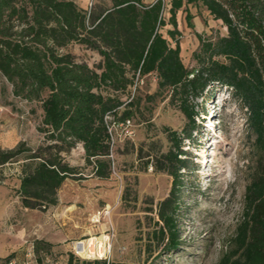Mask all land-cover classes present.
<instances>
[{
  "label": "trees",
  "instance_id": "1",
  "mask_svg": "<svg viewBox=\"0 0 264 264\" xmlns=\"http://www.w3.org/2000/svg\"><path fill=\"white\" fill-rule=\"evenodd\" d=\"M106 2L94 0L87 12L73 0H0V79L12 97L40 111L35 127L42 138L39 145L0 149V167L19 161L16 194L21 206L44 209L56 203L63 180L78 173L61 156L75 145L82 149L85 164L92 165V174L107 178L106 116L116 123L132 120L134 100L121 95L139 78L154 74L158 92L167 91L169 103L187 119L182 133L167 130L171 146L166 152L147 154L146 159L171 177L169 194L158 203L156 233L167 248H178L176 212L189 162L183 141L191 139L197 115L191 99L209 86L225 87L245 109L256 166L245 186L230 248L218 264H264V0H170L167 22L163 0ZM190 4L204 7L226 27L223 36L199 38L192 54L196 67L191 69L180 56L176 21L177 11ZM166 23L171 41L161 33ZM70 43L95 51L99 63L91 67L75 60L63 51ZM50 246L34 239L32 253L44 257ZM12 256L0 259L1 264H13ZM70 263L68 255L65 264Z\"/></svg>",
  "mask_w": 264,
  "mask_h": 264
},
{
  "label": "rangeland",
  "instance_id": "2",
  "mask_svg": "<svg viewBox=\"0 0 264 264\" xmlns=\"http://www.w3.org/2000/svg\"><path fill=\"white\" fill-rule=\"evenodd\" d=\"M73 1L80 6L86 2ZM97 4L108 3L97 0ZM169 6L170 0H164L166 22ZM176 17L182 62L195 68L192 54L199 38L223 36L226 27L196 4L182 7ZM169 28L166 23L161 33L171 41ZM63 51L91 67L101 59L77 43L68 44ZM121 98H133L135 103L131 134L115 125L107 178L92 174V165L85 164L82 149L75 145L61 156L78 173L63 180L56 203L28 209L21 206L16 194L19 161L0 167V259L12 253L13 264L37 263V256L40 264H65L68 255L70 264H94L95 260L108 264H218L228 251L241 218L245 186L256 166L245 109L225 87L209 86L202 96L191 99L197 115L191 139L183 141L189 162L176 212L180 245L169 249L156 232L160 226L158 203L168 196L171 177L152 168L146 159L147 154L166 152L171 146L167 130L182 133L187 119L169 103L167 91L158 92L154 74L139 78ZM39 113L34 104L12 97L9 86L0 79V149L39 145L42 138L35 129ZM34 239L50 243L44 257L32 253ZM92 240L94 249L87 248ZM103 246L104 251L109 246L106 259H93L102 256Z\"/></svg>",
  "mask_w": 264,
  "mask_h": 264
},
{
  "label": "built area",
  "instance_id": "3",
  "mask_svg": "<svg viewBox=\"0 0 264 264\" xmlns=\"http://www.w3.org/2000/svg\"><path fill=\"white\" fill-rule=\"evenodd\" d=\"M93 2H94V0H86L84 7L87 10V12H89ZM106 121H107V131H108V134H109V137H110V154H111L112 147L114 146V143H115V138H114L115 125L118 126V127H122L125 130V134L129 135V134H131L130 127L132 126V122H131V119H125L124 121L116 123L115 121H112V117L111 116H106ZM95 244H96L95 240H92V243L89 246H87V248L94 249ZM101 249L103 250L104 246ZM107 253H109V246L106 247L105 251L103 250L102 256L97 257V258H93V259H106ZM75 255H77V254H75ZM26 264H37V263H35L33 261V262H27Z\"/></svg>",
  "mask_w": 264,
  "mask_h": 264
},
{
  "label": "crops",
  "instance_id": "4",
  "mask_svg": "<svg viewBox=\"0 0 264 264\" xmlns=\"http://www.w3.org/2000/svg\"><path fill=\"white\" fill-rule=\"evenodd\" d=\"M144 3H146V4H150V3H153L155 0H142ZM167 1H169V0H167ZM163 2H164V0H163ZM82 7H84L83 5H81ZM197 19H195V17L194 18H192V23H196L197 21H196ZM176 21H177V17H176Z\"/></svg>",
  "mask_w": 264,
  "mask_h": 264
},
{
  "label": "bare ground",
  "instance_id": "5",
  "mask_svg": "<svg viewBox=\"0 0 264 264\" xmlns=\"http://www.w3.org/2000/svg\"><path fill=\"white\" fill-rule=\"evenodd\" d=\"M107 247V246H106ZM100 257V256H99ZM97 258V257H96Z\"/></svg>",
  "mask_w": 264,
  "mask_h": 264
}]
</instances>
